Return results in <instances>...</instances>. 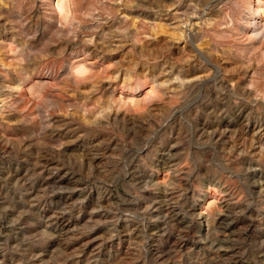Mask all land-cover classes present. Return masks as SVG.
<instances>
[{
  "label": "rangeland",
  "instance_id": "rangeland-1",
  "mask_svg": "<svg viewBox=\"0 0 264 264\" xmlns=\"http://www.w3.org/2000/svg\"><path fill=\"white\" fill-rule=\"evenodd\" d=\"M0 264H264V0H0Z\"/></svg>",
  "mask_w": 264,
  "mask_h": 264
}]
</instances>
